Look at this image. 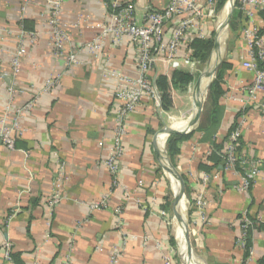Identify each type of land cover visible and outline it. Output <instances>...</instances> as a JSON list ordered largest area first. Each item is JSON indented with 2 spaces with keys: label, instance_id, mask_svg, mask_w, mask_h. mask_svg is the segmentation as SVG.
<instances>
[{
  "label": "crops",
  "instance_id": "0c3cea01",
  "mask_svg": "<svg viewBox=\"0 0 264 264\" xmlns=\"http://www.w3.org/2000/svg\"><path fill=\"white\" fill-rule=\"evenodd\" d=\"M107 1L112 4L114 0ZM130 1L136 7L137 23L142 22V10L160 11L168 4V0L120 3ZM62 2L61 20L68 25L72 43L92 40L97 31L89 27L106 19L105 0ZM46 15L44 0H30L23 12L21 0H0V117L8 102L9 81L1 75L8 73L20 23L26 20L37 33L33 44L27 38L23 40L20 72L14 79L19 93L10 105L9 116L15 118L16 110L31 100L33 108L19 119L23 133L16 138L15 149L10 151L0 143V264H10L4 258L6 243L21 264H61L65 257L70 264H108L111 249L123 244V232L128 236L119 264H163L162 256L168 252L175 261L169 224L166 217L156 213L165 198L169 201L171 182L154 155L153 139L169 116L182 115L183 104L177 98L184 94L171 90L169 111L155 108L146 100L127 118L118 176L124 190L112 189L104 161L112 143L114 82L104 80L102 75L106 69H113L137 77L135 50L126 41L120 45L107 43L99 59H87L83 66L69 72L64 58L54 57L50 50ZM72 25L80 28L76 30ZM174 26L164 29V40L170 38ZM238 46L230 57L231 68L222 75L223 95L218 104L223 113L215 140L224 139L242 112L246 123L239 155L260 163L252 187L246 193L236 191V177L220 167L210 173L200 171L199 165L208 163L212 148L201 142L199 134L178 144L172 161L188 203L193 193H201L210 201L206 208L208 223L188 226V235L203 254L205 264H259L264 260L262 232L253 233L247 259L237 245L241 213L264 224V119L253 106L243 112L242 105L225 99L226 95L243 96L242 85L252 79L240 68L241 42ZM186 55L183 46L178 57ZM181 65L172 69L169 64L157 62L156 75L169 80L175 70L189 73L191 64ZM67 72L60 84L43 92L48 77ZM193 97L194 93L192 103ZM176 122L182 121L172 120L170 125L176 127ZM57 172L65 178L61 201L49 209ZM203 175L209 177L206 187L200 182ZM108 192L106 209L88 214L87 205ZM118 207L119 215L115 213ZM11 264L15 263L11 260ZM194 264L201 263L195 259Z\"/></svg>",
  "mask_w": 264,
  "mask_h": 264
},
{
  "label": "built area",
  "instance_id": "2783aa9c",
  "mask_svg": "<svg viewBox=\"0 0 264 264\" xmlns=\"http://www.w3.org/2000/svg\"><path fill=\"white\" fill-rule=\"evenodd\" d=\"M29 2L30 0H21L22 12L29 5ZM62 3V0H44V7L49 26L47 35L50 50L54 57L64 58L69 72L74 68L83 66L87 59L91 61L99 59L102 56L103 47L107 43L120 45L126 41L135 50L137 77L131 78L123 72L113 69H106L102 75L104 80L114 82L112 143L104 165L112 180L111 188L124 190L120 185L118 176L120 173L119 162L124 155L123 141L126 136L127 118L146 100L151 102L155 108H160V96L155 85L156 64L161 61L164 64H169L172 69H179L181 64L189 65L192 63L189 53L180 59L178 57L179 52L185 42L210 37L208 26L214 15V0H168L166 8L163 10L156 11L149 8L142 10L141 23H137L135 19L136 7L131 1L122 4L120 0H114L106 19L94 27H89L96 29V36L90 41L77 44L72 43L68 25L61 20ZM233 11L239 15V42H241L242 50L240 68L251 74L252 79L242 85L243 96L228 97L226 95L225 99L242 105V111L250 105L253 106L264 119V0H235ZM172 25L175 26L170 38L166 41L164 40V29L166 27L171 28ZM72 26L76 30L80 28L78 25ZM17 36L19 39L16 41V50L12 54L8 73L1 75L2 78H7L9 81L7 86L8 102L4 114L0 117V143L10 151L15 149L16 138L23 133L19 119L30 112L34 105V101L31 100L16 110L15 118L9 116L10 105L19 93L14 79L20 72L24 54L23 40L27 38L28 43L33 44L37 39V33H26L20 28ZM69 72L48 77L44 82L43 92H48L60 84L61 79L68 76ZM245 123V116L242 114L236 122L234 130L225 140L224 158L221 163L223 172L236 177V191L243 193L252 187L260 169L259 162L245 159L238 154V143ZM64 181L65 178L62 174L57 172L53 194L48 203L49 209L61 201L60 192ZM200 182L203 187H206L209 177L203 175ZM109 195L108 192L99 200L89 203L87 205L88 214L106 209L109 203ZM192 195L190 204L187 198L186 203L184 202L189 216L188 226L201 227L208 223L206 208L210 201L201 193H193ZM115 213L119 215L121 209L116 208ZM156 213L160 217L166 216L162 208L156 207ZM250 226L251 222L246 213H241L240 236L237 239V245L242 250L245 249L244 238ZM121 234L124 237L123 244L121 247L114 246L111 249L108 264H119L120 262L127 243L126 236H128L124 232ZM129 237L134 238L133 236ZM10 252V246L6 243L4 258L6 262L11 264ZM162 260L163 264H175L170 252L164 254ZM61 264H70L69 258H63Z\"/></svg>",
  "mask_w": 264,
  "mask_h": 264
},
{
  "label": "trees",
  "instance_id": "16d2710c",
  "mask_svg": "<svg viewBox=\"0 0 264 264\" xmlns=\"http://www.w3.org/2000/svg\"><path fill=\"white\" fill-rule=\"evenodd\" d=\"M218 8H221L225 5L227 0H218ZM105 3H107V10H111V4L108 3L107 0H105ZM239 19V15L236 11H234ZM239 24V23H238ZM19 27L24 31L28 33L34 32V30L31 27V24L27 22L26 20H23ZM232 29H234V26H231ZM186 48V51L190 54V59L192 60H199L201 59L204 61L209 53L211 52L213 48V42L211 38L206 39H193L185 43L184 49ZM232 66V62L229 61L228 63H223L220 68L217 71V75L215 80L210 84L209 86V92H208V98L205 104L203 105L202 113L200 116L199 123L192 132L186 134V135H171L168 137L166 141V154L169 158V161L173 165V157L176 153H178V144L185 142L189 139H191L195 134H199L201 136V142H206L211 145L212 151L209 157H207L206 161L207 164H200L198 169L204 173H210L211 171L215 170L217 171L219 167H221V163L224 158V147H225V140L227 136L234 130L236 122L240 119L241 113H239L237 117V121L234 122L232 128L229 130V132L226 134L224 139H222L220 142H217L215 140L216 132L219 128L223 109L219 106L218 100L223 95L222 90V75L223 71L226 69H230ZM192 81V76L184 71L175 70L171 73L170 79L168 80L165 76L158 75L155 79V85L157 88V91L160 96V109L163 111H169L172 108V100H171V90L175 91H182L183 87L187 85V83ZM245 112V111H243ZM15 142V147H16ZM239 147H240V141H239ZM239 154V149H238ZM250 190V189H249ZM248 190V191H249ZM169 201L165 198L164 204L162 205V209H167L169 206ZM249 221L251 222V226L247 229L246 235H245V249L244 252V259H247L249 256V251L251 247V239L253 233L256 231L262 232L264 234V224L258 223L256 220L250 218L247 216ZM173 244V241H171ZM10 257L12 260V263L15 264H21L19 261H17V256L10 253ZM14 260V261H13ZM259 264H264V260L260 261Z\"/></svg>",
  "mask_w": 264,
  "mask_h": 264
},
{
  "label": "rangeland",
  "instance_id": "374dc122",
  "mask_svg": "<svg viewBox=\"0 0 264 264\" xmlns=\"http://www.w3.org/2000/svg\"><path fill=\"white\" fill-rule=\"evenodd\" d=\"M218 2H219L218 0H214V4H215L213 6L214 15L210 19L209 26H208L210 38L213 42V48H212L211 52L209 53L208 57L204 61H202L201 59L192 60L191 67L189 68V74L192 76V81L187 83V85H185L183 87L182 91H179L182 94H184V97L180 96V98H177L178 102L180 104H183V107L181 110L182 115L178 118H171V116H169L170 119L167 120V122L165 123V126L170 125L172 120H178V121L187 120L191 114V111H192L191 96L193 94L195 84H196L200 74L203 72L204 68L206 67V65L208 64V62L210 61V59L212 57L213 51L215 49L214 44L216 46V42H217V26L219 23L218 20L222 17V15L224 13L223 11H225V6L227 3V1H226L225 5L223 7L218 8L217 7ZM231 26H234V29H232ZM221 29L222 30L224 29L223 24H221ZM239 41H240V27L238 24V17L235 14V12L232 11V13L229 17V20H228V26L225 29V40H224V46H222L223 49H222V53H221V56H222L221 63L219 64L218 68L216 69L211 83L215 80L216 75H217V71L220 68V66L223 63H228L231 60V58H230L231 55H234L235 52L238 51V42ZM210 84H209V86H210ZM209 86H208V89H207L206 94H205L204 104L208 98ZM184 102H185V104H184ZM199 120H200V118L198 119L196 126L198 125ZM164 150L166 151V145L164 146ZM162 173L164 175H166L167 178H169L168 175L165 174L163 170H162ZM169 180H170V178H169ZM170 190H171V192H169V201H170L169 204L170 205L167 208V212H165L166 213L165 217L167 219V224H169L168 227H169L170 233L173 237L172 239L174 242L175 264H184L182 261L184 251H183L181 244L177 241L176 235H175V229H176V226L178 223H177V220H176L175 215H174L175 206L173 204L172 185L170 187ZM183 198H184V202L186 203L185 193H184ZM188 231H189V227H188L187 232H186V241H187V245L189 246V248L192 251V254L198 260L199 259H205L203 254L201 253V251H199L198 249L195 248L193 241L191 240V238L188 235ZM177 242H178V245H177Z\"/></svg>",
  "mask_w": 264,
  "mask_h": 264
},
{
  "label": "water",
  "instance_id": "95a60500",
  "mask_svg": "<svg viewBox=\"0 0 264 264\" xmlns=\"http://www.w3.org/2000/svg\"><path fill=\"white\" fill-rule=\"evenodd\" d=\"M234 5H235V0H228L226 3L225 7H227V11H226V16L223 21L224 29H226V27L228 26V20H229V17L232 11L234 10ZM214 47H215V44H214ZM221 59H222V56L214 63V65L210 67H208V64H207L195 84L193 93H194V96L197 97V101L193 103L192 112L189 118L187 119L188 128L183 131H176V130L171 129V125H166L156 133L153 139L154 155L156 159L160 162L161 168L164 171V173L165 174L166 172L168 173V176L170 178V182L172 185L173 204L175 206V211H174L175 218L177 217L176 209L178 208L179 210H181V204H182V200L184 197V185H183L181 177L179 176L174 166L169 161L166 151L164 150V146L169 136L186 135L194 130V127L196 126L197 121L200 118V115L202 113L206 91L208 89L209 84L211 83L213 79L216 69L221 63ZM203 79H209V82L206 85V87L205 88L203 87L202 89L203 81H204ZM161 140H162V143H161ZM188 223H189V216H188L186 207H184L183 234H184L185 241H186V232L188 229ZM177 245H178V242H177ZM186 247H187L188 255L191 256L192 251L187 245V241H186ZM199 260L202 262V264H205L204 259H199Z\"/></svg>",
  "mask_w": 264,
  "mask_h": 264
},
{
  "label": "bare ground",
  "instance_id": "6f19581e",
  "mask_svg": "<svg viewBox=\"0 0 264 264\" xmlns=\"http://www.w3.org/2000/svg\"><path fill=\"white\" fill-rule=\"evenodd\" d=\"M226 11H227V7H225V11H223L224 13H223L222 17L218 20L219 23L217 26V42H216V46H215V49L213 51L212 57L208 63V67L214 65V63L219 58H221V53H222V49H223L222 46H224V40H225V29H223V30L221 29V24H223V20L226 16ZM203 80L204 81H203L202 89H203V87L205 88L209 82V79H203ZM195 101H197L196 96L193 97V103ZM174 126H176V127L171 126V129L176 130V131H183L186 129H182V128H188V123H187V121L176 122L174 124ZM161 142H162V140H161ZM184 207H185L184 200H182L181 210H179L178 208L176 209V214H177L176 219H177V223H178V221H179V223L177 225L178 228L175 229V235H176L177 241L181 244L183 251H184L182 261L184 264H194L195 259H196V262L199 261L202 264V262L200 260H198L197 258H195L193 256V254H191V256L188 255V251H187V247H186V241H185V238L183 236Z\"/></svg>",
  "mask_w": 264,
  "mask_h": 264
}]
</instances>
